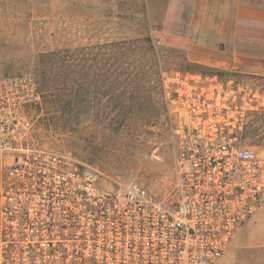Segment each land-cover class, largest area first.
Returning a JSON list of instances; mask_svg holds the SVG:
<instances>
[{
    "label": "built area",
    "instance_id": "obj_1",
    "mask_svg": "<svg viewBox=\"0 0 264 264\" xmlns=\"http://www.w3.org/2000/svg\"><path fill=\"white\" fill-rule=\"evenodd\" d=\"M175 206L136 182L103 187L73 157L33 148L32 73L0 79V264H216L264 204V154L243 142L258 105L232 80L161 74ZM257 97L256 95H253ZM92 174V175H91Z\"/></svg>",
    "mask_w": 264,
    "mask_h": 264
},
{
    "label": "rangeland",
    "instance_id": "obj_2",
    "mask_svg": "<svg viewBox=\"0 0 264 264\" xmlns=\"http://www.w3.org/2000/svg\"><path fill=\"white\" fill-rule=\"evenodd\" d=\"M196 3L0 0V79L32 73L41 92V103L31 108L29 145L73 157L103 187L139 183L171 208L179 194L164 182L175 178L176 153L161 74L189 71L232 80L257 103L259 109L247 115L242 140L264 154V77L190 67L188 52L172 44L175 38L187 46L192 40L181 21L196 18ZM147 37L159 48L156 59ZM65 50L79 57L76 76H67ZM8 161L0 164V177ZM252 224L243 235L249 240L243 249L250 253L245 262L264 264V216ZM251 253L263 258L251 259Z\"/></svg>",
    "mask_w": 264,
    "mask_h": 264
},
{
    "label": "crops",
    "instance_id": "obj_3",
    "mask_svg": "<svg viewBox=\"0 0 264 264\" xmlns=\"http://www.w3.org/2000/svg\"><path fill=\"white\" fill-rule=\"evenodd\" d=\"M193 8L196 18L181 21L192 40L187 46L175 38L173 46L186 50L196 66L264 77V0H197ZM262 208L255 222L264 216ZM255 222L250 220L240 227L216 264H248L245 260L250 253L243 247H248L249 240L243 235ZM251 254V259L263 258L262 253Z\"/></svg>",
    "mask_w": 264,
    "mask_h": 264
},
{
    "label": "trees",
    "instance_id": "obj_4",
    "mask_svg": "<svg viewBox=\"0 0 264 264\" xmlns=\"http://www.w3.org/2000/svg\"><path fill=\"white\" fill-rule=\"evenodd\" d=\"M144 42L146 43H150L151 44V52L153 54V56L157 57V55H159V52L157 51V49H159L158 47H155V45H152V40L151 38L147 37L144 39ZM125 53H122V57L123 58ZM59 55V52L57 53H49L43 56V58H51V57H57ZM76 52H73L71 50H65L64 51V68L66 69L67 72V76H76L77 72L75 71V68L78 67L79 65V57L76 56ZM119 58V59H120ZM188 66L190 67H194L196 65H193L192 63H188ZM212 75H216V74H212ZM75 83V81H73ZM137 99L132 98V102L136 101ZM150 101V100H149Z\"/></svg>",
    "mask_w": 264,
    "mask_h": 264
},
{
    "label": "water",
    "instance_id": "obj_5",
    "mask_svg": "<svg viewBox=\"0 0 264 264\" xmlns=\"http://www.w3.org/2000/svg\"><path fill=\"white\" fill-rule=\"evenodd\" d=\"M92 175V174H91Z\"/></svg>",
    "mask_w": 264,
    "mask_h": 264
}]
</instances>
